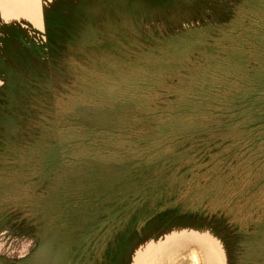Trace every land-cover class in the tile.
<instances>
[{
    "label": "rangeland",
    "instance_id": "obj_1",
    "mask_svg": "<svg viewBox=\"0 0 264 264\" xmlns=\"http://www.w3.org/2000/svg\"><path fill=\"white\" fill-rule=\"evenodd\" d=\"M0 264H264V0H0Z\"/></svg>",
    "mask_w": 264,
    "mask_h": 264
}]
</instances>
